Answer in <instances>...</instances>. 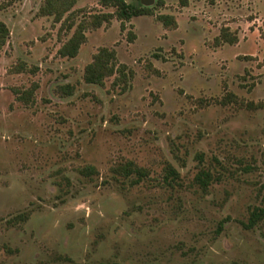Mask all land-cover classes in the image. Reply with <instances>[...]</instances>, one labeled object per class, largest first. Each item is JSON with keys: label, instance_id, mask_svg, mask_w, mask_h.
<instances>
[{"label": "rangeland", "instance_id": "1", "mask_svg": "<svg viewBox=\"0 0 264 264\" xmlns=\"http://www.w3.org/2000/svg\"><path fill=\"white\" fill-rule=\"evenodd\" d=\"M44 2L0 0V264H264V225L247 226L264 199V0H154L88 29L76 57L58 53L69 24L116 7L78 0L58 21ZM223 29L236 41L217 44ZM102 46L133 69L126 88L84 79ZM130 160L149 176L114 172Z\"/></svg>", "mask_w": 264, "mask_h": 264}, {"label": "trees", "instance_id": "2", "mask_svg": "<svg viewBox=\"0 0 264 264\" xmlns=\"http://www.w3.org/2000/svg\"><path fill=\"white\" fill-rule=\"evenodd\" d=\"M78 0H45L41 5V15H52L55 16L56 20L61 21L67 12L77 3ZM105 5L116 7L115 12H98L90 15H86L80 19L77 23L72 21L69 24V29L74 28L72 36H70L59 48L58 53L64 57H76L81 49L84 42L87 41V30L90 28H96L104 23H109L116 16L122 22L130 21L134 17L142 15H153L155 14V7L145 6L141 0H134L128 2L127 0H102ZM185 5L188 0H181ZM164 0H157L156 6L163 4ZM69 17L72 14L68 15ZM158 18L164 23L165 26L172 28L178 25L175 15L171 13H162L157 15ZM67 17V18H69ZM66 18V20H67ZM11 36V30L8 24L0 19V52L8 42ZM237 37L233 35L228 29H223L222 33L216 37V43L224 42H235ZM19 71L25 70V66L19 65L17 67ZM134 71L127 64L119 61L117 51L115 48L108 46H102L94 54L93 60L89 62L84 71V79L88 83L104 85L107 78L114 76L112 86L117 87L123 85L124 88L130 85ZM36 86L26 90L16 89L15 92L21 100H31L34 95ZM81 172L85 175H93L97 172L96 167L86 166L81 169ZM116 174L124 177H130L135 175L133 181L139 182L146 176H149V170L142 167L130 160L123 164H119L114 167ZM165 179L168 182L177 181L181 173L169 163L165 167ZM196 178L204 188H207L211 180V172L209 170L201 169ZM264 225V199L263 203L252 209L249 222L247 226L253 227L258 223ZM95 264H119L110 262H98Z\"/></svg>", "mask_w": 264, "mask_h": 264}, {"label": "water", "instance_id": "3", "mask_svg": "<svg viewBox=\"0 0 264 264\" xmlns=\"http://www.w3.org/2000/svg\"><path fill=\"white\" fill-rule=\"evenodd\" d=\"M142 1V3L144 4V5H146V6H149V5H151L152 3H154V0H141Z\"/></svg>", "mask_w": 264, "mask_h": 264}]
</instances>
